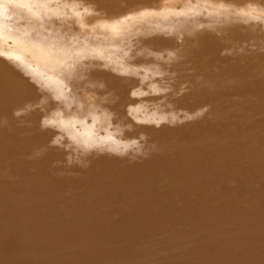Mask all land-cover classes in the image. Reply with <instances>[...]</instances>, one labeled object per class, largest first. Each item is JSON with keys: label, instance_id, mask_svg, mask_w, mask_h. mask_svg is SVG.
Returning a JSON list of instances; mask_svg holds the SVG:
<instances>
[{"label": "bare ground", "instance_id": "6f19581e", "mask_svg": "<svg viewBox=\"0 0 264 264\" xmlns=\"http://www.w3.org/2000/svg\"><path fill=\"white\" fill-rule=\"evenodd\" d=\"M0 264H264V0H0Z\"/></svg>", "mask_w": 264, "mask_h": 264}, {"label": "rangeland", "instance_id": "374dc122", "mask_svg": "<svg viewBox=\"0 0 264 264\" xmlns=\"http://www.w3.org/2000/svg\"><path fill=\"white\" fill-rule=\"evenodd\" d=\"M149 120L152 121L151 118H150ZM16 134H18V133H16ZM16 134H14V135L12 134V135H13L14 137H15V136L17 137ZM9 136H10V134L8 135V138H12V137H13V136H11V137H9ZM11 142L13 143V140H12ZM14 142H15V140H14ZM12 143H11V144H12ZM13 144H14V143H13ZM3 166H4V165H3Z\"/></svg>", "mask_w": 264, "mask_h": 264}]
</instances>
